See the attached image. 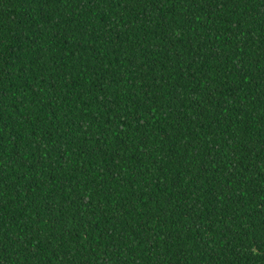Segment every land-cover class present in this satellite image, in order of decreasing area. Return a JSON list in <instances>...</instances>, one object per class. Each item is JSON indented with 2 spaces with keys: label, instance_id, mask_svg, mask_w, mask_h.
<instances>
[{
  "label": "trees",
  "instance_id": "1",
  "mask_svg": "<svg viewBox=\"0 0 264 264\" xmlns=\"http://www.w3.org/2000/svg\"><path fill=\"white\" fill-rule=\"evenodd\" d=\"M0 264H264V0H0Z\"/></svg>",
  "mask_w": 264,
  "mask_h": 264
}]
</instances>
